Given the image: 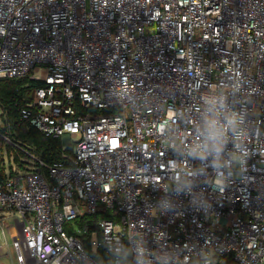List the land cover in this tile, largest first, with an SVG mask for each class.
I'll use <instances>...</instances> for the list:
<instances>
[{
    "label": "built area",
    "instance_id": "obj_1",
    "mask_svg": "<svg viewBox=\"0 0 264 264\" xmlns=\"http://www.w3.org/2000/svg\"><path fill=\"white\" fill-rule=\"evenodd\" d=\"M24 76L61 152L0 130L18 264H264V0H0V79Z\"/></svg>",
    "mask_w": 264,
    "mask_h": 264
},
{
    "label": "trees",
    "instance_id": "obj_2",
    "mask_svg": "<svg viewBox=\"0 0 264 264\" xmlns=\"http://www.w3.org/2000/svg\"><path fill=\"white\" fill-rule=\"evenodd\" d=\"M39 85H41L40 82L32 80L28 76L0 79V130L9 131L13 140L17 143L35 147L44 162L49 164L60 158L61 140L59 138L44 137L35 128L28 127L26 123L20 120V108L26 102L32 100L35 89ZM4 150L9 155L11 146L4 144L0 138V180L8 174L14 173L12 165L5 162ZM14 160L17 170H22L25 167V161H21L18 156H14ZM43 172L46 173L47 170L43 169ZM98 218V215L85 217V220H76V224L80 227L87 226L88 231H91L95 228L94 222ZM86 222H91V224L88 225ZM67 230L69 231L68 228ZM85 246L87 251L92 253L91 246L87 241ZM94 256L99 262L110 264V256L102 251L98 250L94 253ZM214 264H230V261L219 257L215 259Z\"/></svg>",
    "mask_w": 264,
    "mask_h": 264
},
{
    "label": "rangeland",
    "instance_id": "obj_3",
    "mask_svg": "<svg viewBox=\"0 0 264 264\" xmlns=\"http://www.w3.org/2000/svg\"><path fill=\"white\" fill-rule=\"evenodd\" d=\"M71 150V147L69 148ZM14 156L23 157L24 156L19 153L16 149H14ZM18 217V215L15 213L13 214H6V216L3 218L2 223L0 225V245L3 246L0 250V264H18L16 262V256L15 252L12 247V235H11V229L16 226L15 219ZM74 224V222H72ZM5 234L3 235V231Z\"/></svg>",
    "mask_w": 264,
    "mask_h": 264
},
{
    "label": "clouds",
    "instance_id": "obj_4",
    "mask_svg": "<svg viewBox=\"0 0 264 264\" xmlns=\"http://www.w3.org/2000/svg\"><path fill=\"white\" fill-rule=\"evenodd\" d=\"M228 123H229V125H231V124H233V121L230 119L228 121ZM206 131H207L208 136L210 138H214L217 135H219L220 134V129H219L217 120H215L213 118H209L206 121Z\"/></svg>",
    "mask_w": 264,
    "mask_h": 264
}]
</instances>
